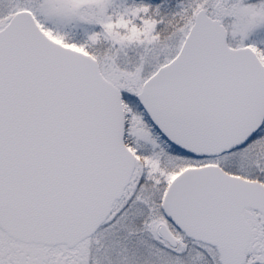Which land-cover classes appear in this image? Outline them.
Listing matches in <instances>:
<instances>
[{"label": "snow or ice", "instance_id": "6c2138e0", "mask_svg": "<svg viewBox=\"0 0 264 264\" xmlns=\"http://www.w3.org/2000/svg\"><path fill=\"white\" fill-rule=\"evenodd\" d=\"M0 264H264V0H0Z\"/></svg>", "mask_w": 264, "mask_h": 264}]
</instances>
